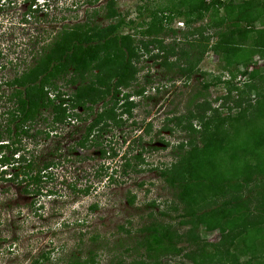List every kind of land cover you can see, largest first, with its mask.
Masks as SVG:
<instances>
[{"label":"rangeland","instance_id":"obj_1","mask_svg":"<svg viewBox=\"0 0 264 264\" xmlns=\"http://www.w3.org/2000/svg\"><path fill=\"white\" fill-rule=\"evenodd\" d=\"M116 1L119 12L128 13L127 19L134 20L138 5L157 10L172 7L179 0ZM11 2L15 5H9ZM107 2L6 0L0 10L1 82L32 67L34 58L47 52L45 47L64 29L85 22L105 26ZM95 11L97 14L93 16ZM215 19L210 13L200 24L198 21L192 27L177 31L176 38L182 39L183 35H188V39L198 38L189 35L193 28L206 26ZM182 24L176 20L174 28ZM216 31L210 29L205 35ZM169 36L170 33L165 37V44L171 42ZM152 54H157L156 49ZM150 56L151 53L142 55L137 65V81L126 90L131 95L130 100L137 104L132 117L122 116L123 125L110 124L104 134L95 132L94 143L88 142L84 148H79L77 142L91 120L88 121L89 116L83 114L82 108L74 113L80 118L87 117V121L66 119L62 124L52 125L51 114L45 111L31 126L30 134L35 137L17 136L13 125L8 132L7 112L12 103L7 101V87H2L0 147L8 148L0 150V158L5 154L12 160L7 167L0 165V264H67L71 260L78 264H113L118 256V260L129 262L134 256V237L140 235L145 225L155 221L175 232L179 240L177 246L183 248L186 255L190 254L189 257L183 253L174 259L167 258L164 264H244L246 258L231 250L230 239L223 240L218 232H211L210 227L192 228L187 218L182 217L184 205L159 174L175 160L174 148L188 134L181 128L184 123L177 124L173 119L187 114V103L193 95L198 91L204 94L199 95L194 104L207 99L212 108L225 114V110L220 109L222 101L219 99L226 91L225 86L211 87L208 92L201 88L202 82L219 75V62L209 52L198 72L183 80L177 68L164 69L159 64L160 59L155 61ZM254 61L264 64L260 57H255ZM57 85L69 95L74 90L65 80H58ZM139 89L143 91L136 96ZM116 113L120 115V111ZM128 150H131L129 167L123 168L122 155ZM139 153L140 159L134 160L132 157ZM21 156L32 160L38 168L51 162L58 165L44 171L45 177L38 186L22 181L20 175L17 180L6 181L8 174L19 168ZM209 180L210 176L195 177L186 190L194 194ZM39 187L43 188L37 191ZM263 190L264 179L256 178L254 183L234 193L243 198L250 212H255L252 218L260 225L264 215L256 209L264 205ZM92 206L95 207L91 210ZM191 240H196V244Z\"/></svg>","mask_w":264,"mask_h":264},{"label":"trees","instance_id":"obj_2","mask_svg":"<svg viewBox=\"0 0 264 264\" xmlns=\"http://www.w3.org/2000/svg\"><path fill=\"white\" fill-rule=\"evenodd\" d=\"M116 2L106 3L105 26L85 22L64 29L45 47L47 52L34 58L32 67L10 80H0V90L7 87V101L12 103L7 112L8 132L13 125L16 135L35 137L30 134L31 126L45 111L51 114L52 125L66 119L87 121V117L74 113L82 108L91 120L77 142L79 148H84L88 142L94 143V134L106 133L110 124L121 127L122 116L132 117L137 104L126 90L137 81L142 55L151 53L150 58L160 59L159 64L169 71L177 68L185 80L198 72L205 55L211 52L219 62V75L202 82L201 88L208 92L211 87L225 86L226 91L219 98L225 114L212 108L207 99L194 104L204 94L198 91L193 95L187 103V114L173 119L177 124L184 123L181 128L188 134L174 148L175 160L159 174L184 205L182 217L193 229L210 227L223 240L230 239L231 250L246 258L244 264L253 260L254 264H264V219L260 225L252 218L255 212H250L243 198L234 194L256 178L264 179V64L254 61L255 57L264 59V0H179L172 7L157 10H149L143 4L136 7L134 20L127 19L128 13L119 12ZM210 13L216 21L193 28L189 34L198 38H176V20L192 27ZM96 14L95 11L93 16ZM213 28L217 31L206 36L205 32ZM168 33L171 42L165 44ZM58 80L74 86L73 92L69 95L61 91ZM142 91L137 90L136 96ZM5 148L8 147L0 150ZM130 151L122 155L123 168L129 167ZM140 157L139 153L132 158ZM11 160L3 154L0 165L7 167ZM18 162L17 171L5 180H17L20 175L22 181L35 186L42 183L45 170L58 165L51 162L38 168L25 156ZM201 176H210V180L204 188L190 194L187 186ZM219 198L224 199L219 202ZM257 211L264 215V205ZM238 228L242 229L237 232ZM134 239L130 261L118 260V256L113 264H164L165 259L184 253L177 246L175 232L156 221L145 225ZM191 241L196 244V240ZM67 264L78 263L71 260Z\"/></svg>","mask_w":264,"mask_h":264},{"label":"clouds","instance_id":"obj_3","mask_svg":"<svg viewBox=\"0 0 264 264\" xmlns=\"http://www.w3.org/2000/svg\"><path fill=\"white\" fill-rule=\"evenodd\" d=\"M36 8V7H35ZM180 20V22H182L183 24H182V26L181 27H179V28H177V26L174 28L175 30H177V31H180V30H182L183 28H185L186 27V25H185V23H184V21L183 20H181V19H179Z\"/></svg>","mask_w":264,"mask_h":264},{"label":"built area","instance_id":"obj_4","mask_svg":"<svg viewBox=\"0 0 264 264\" xmlns=\"http://www.w3.org/2000/svg\"><path fill=\"white\" fill-rule=\"evenodd\" d=\"M5 1H6V0H0V10H1V8L3 7V4H5ZM9 1H10V0H9ZM10 5H11V6H14L15 4L11 2ZM238 79H240V78H238Z\"/></svg>","mask_w":264,"mask_h":264},{"label":"flooded vegetation","instance_id":"obj_5","mask_svg":"<svg viewBox=\"0 0 264 264\" xmlns=\"http://www.w3.org/2000/svg\"><path fill=\"white\" fill-rule=\"evenodd\" d=\"M10 5V4H9Z\"/></svg>","mask_w":264,"mask_h":264}]
</instances>
